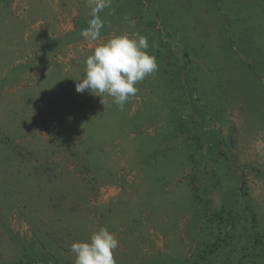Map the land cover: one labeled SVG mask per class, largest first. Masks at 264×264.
I'll list each match as a JSON object with an SVG mask.
<instances>
[{"label":"rangeland","instance_id":"obj_1","mask_svg":"<svg viewBox=\"0 0 264 264\" xmlns=\"http://www.w3.org/2000/svg\"><path fill=\"white\" fill-rule=\"evenodd\" d=\"M89 11L0 0V264H74L102 226L117 264H264V0H112L102 40L158 63L123 109L76 91Z\"/></svg>","mask_w":264,"mask_h":264},{"label":"clouds","instance_id":"obj_2","mask_svg":"<svg viewBox=\"0 0 264 264\" xmlns=\"http://www.w3.org/2000/svg\"><path fill=\"white\" fill-rule=\"evenodd\" d=\"M111 5L112 0H87L90 18L81 36L95 43V47L87 56L83 77L75 87L79 93L89 91L100 96L103 104L107 95L123 109L129 98L137 94L136 85L158 70V63L150 51L154 43L150 45L148 38L138 31L114 34L102 40L105 22L100 14ZM125 19L134 25V21ZM118 245L115 234L102 226L88 239L74 241L70 251L75 256L74 264H117L114 252Z\"/></svg>","mask_w":264,"mask_h":264},{"label":"trees","instance_id":"obj_3","mask_svg":"<svg viewBox=\"0 0 264 264\" xmlns=\"http://www.w3.org/2000/svg\"><path fill=\"white\" fill-rule=\"evenodd\" d=\"M216 216H218L216 219L223 220V216L221 215V213H218ZM217 221L220 222V220ZM256 233L258 234V236L260 235L259 232ZM260 238L258 240L261 242ZM217 242L218 240L210 242L209 247L207 245H205L204 247H200L196 258L194 259L196 261L195 264H213L211 261V256L216 250L220 249L219 247H221L222 245L221 243L218 244Z\"/></svg>","mask_w":264,"mask_h":264}]
</instances>
